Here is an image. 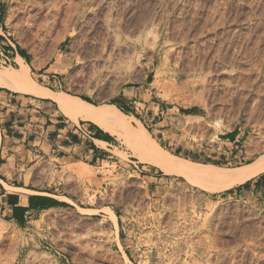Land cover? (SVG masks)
Segmentation results:
<instances>
[{"label":"rangeland","instance_id":"obj_1","mask_svg":"<svg viewBox=\"0 0 264 264\" xmlns=\"http://www.w3.org/2000/svg\"><path fill=\"white\" fill-rule=\"evenodd\" d=\"M82 4L12 3L8 32L16 52L36 69L66 64L58 85H44L33 71L36 83L118 108L130 126H142L182 159L204 164L211 158L203 154L226 150L222 140L234 131L244 159L219 167L264 153V0ZM17 62L0 70L24 73ZM117 138L127 149L126 174L116 165L79 172L43 165L59 182L49 194L60 200L41 196L58 204L37 209L14 230L0 223V264H264V193L223 199L226 190L140 162ZM155 170L157 180L142 177Z\"/></svg>","mask_w":264,"mask_h":264},{"label":"crops","instance_id":"obj_2","mask_svg":"<svg viewBox=\"0 0 264 264\" xmlns=\"http://www.w3.org/2000/svg\"><path fill=\"white\" fill-rule=\"evenodd\" d=\"M18 1L0 0V34L8 32L13 26L9 23L11 5ZM76 1L80 3L82 9L83 0ZM19 52L17 51L15 56L16 67H19L17 58L28 65L24 52L22 51V56ZM29 65V74L34 71L35 76L42 80L44 85L50 83L56 86L60 83L56 74H59L62 66L66 64L55 63L39 69ZM239 136L236 131L228 133L222 140L226 150L213 156L204 153L203 157L211 158L204 164L229 166L237 160L244 159L242 152L238 150ZM118 153L126 154V158L120 157ZM43 165L48 171L60 168L78 172L102 170L105 166L111 168L116 165L126 174L127 149L121 145L115 134L94 122L80 117L72 120L52 99L36 97L0 86V223L3 226L6 225L14 230L19 221L24 220L31 213L38 212L35 208H29L30 196H34L31 204L40 202L38 200L40 198L36 196H49L60 200L59 197L49 194L55 192L53 188L59 182H52L49 173H43ZM239 167L241 166L235 165L231 169ZM138 171L142 172V169ZM155 173L156 170L145 173L142 177L157 180L154 177ZM101 179L102 176H95L93 179L95 187H98L97 183ZM244 184L246 185H237L234 189L222 192L223 199L242 197L249 199L264 193V175ZM42 188L44 190H41Z\"/></svg>","mask_w":264,"mask_h":264},{"label":"bare ground","instance_id":"obj_3","mask_svg":"<svg viewBox=\"0 0 264 264\" xmlns=\"http://www.w3.org/2000/svg\"><path fill=\"white\" fill-rule=\"evenodd\" d=\"M24 73L17 70H0V85L13 91L54 100L61 111L72 120L80 117L99 125L116 136H120L136 150L140 162L151 164L167 175L182 177L190 184L202 185L212 192L228 190L242 185L264 173V153L251 162L233 169L210 164H200L174 156L163 150L142 126L135 129L128 124V117L118 108L102 104L93 105L79 97L66 93H55L36 83L29 74V67L20 58ZM117 136V137H118ZM80 211H85L78 208ZM109 211V210H108ZM110 218L115 222V215Z\"/></svg>","mask_w":264,"mask_h":264},{"label":"built area","instance_id":"obj_4","mask_svg":"<svg viewBox=\"0 0 264 264\" xmlns=\"http://www.w3.org/2000/svg\"><path fill=\"white\" fill-rule=\"evenodd\" d=\"M16 53L15 42L10 33L0 34V68L16 66Z\"/></svg>","mask_w":264,"mask_h":264},{"label":"trees","instance_id":"obj_5","mask_svg":"<svg viewBox=\"0 0 264 264\" xmlns=\"http://www.w3.org/2000/svg\"><path fill=\"white\" fill-rule=\"evenodd\" d=\"M19 54L22 56V51H20ZM83 100H85V99H83ZM214 165H218V164L214 163ZM33 197L34 196L29 197V208L46 209V208L54 206L55 204H58L57 201H55L54 199H51L48 197H39V196H38V198H40V199H38V200H41V202H39L38 204H31V200ZM36 198H37V196H36ZM23 210L25 211L26 209H23Z\"/></svg>","mask_w":264,"mask_h":264}]
</instances>
